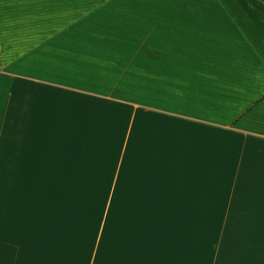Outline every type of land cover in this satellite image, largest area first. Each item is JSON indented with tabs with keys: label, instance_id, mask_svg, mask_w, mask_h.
I'll list each match as a JSON object with an SVG mask.
<instances>
[{
	"label": "crops",
	"instance_id": "crops-1",
	"mask_svg": "<svg viewBox=\"0 0 264 264\" xmlns=\"http://www.w3.org/2000/svg\"><path fill=\"white\" fill-rule=\"evenodd\" d=\"M211 131L264 151L220 0H0V264H264V156Z\"/></svg>",
	"mask_w": 264,
	"mask_h": 264
},
{
	"label": "trees",
	"instance_id": "trees-1",
	"mask_svg": "<svg viewBox=\"0 0 264 264\" xmlns=\"http://www.w3.org/2000/svg\"><path fill=\"white\" fill-rule=\"evenodd\" d=\"M220 2L224 4L252 48L264 61V0H244L232 7L223 0Z\"/></svg>",
	"mask_w": 264,
	"mask_h": 264
},
{
	"label": "rangeland",
	"instance_id": "rangeland-1",
	"mask_svg": "<svg viewBox=\"0 0 264 264\" xmlns=\"http://www.w3.org/2000/svg\"><path fill=\"white\" fill-rule=\"evenodd\" d=\"M224 136V135H223ZM241 143L229 141L226 138H223L222 135L218 134L216 131L210 132V172L216 171V169L222 168L223 166L227 167V164L222 163L223 160L227 161L228 158L231 160L234 158V156H241L243 158H247L244 163L239 165H234L232 172H243L245 174V177H251L256 168L255 164V156L261 155L264 156V151L261 149L258 150V148L255 147L254 143L249 142L247 146L245 147H238ZM230 148H240L241 149V155H237V152H230ZM240 149H234L240 152ZM236 153V154H232ZM225 164V165H223ZM234 167L237 168V170H234ZM229 168V167H228ZM250 182V181H248Z\"/></svg>",
	"mask_w": 264,
	"mask_h": 264
}]
</instances>
